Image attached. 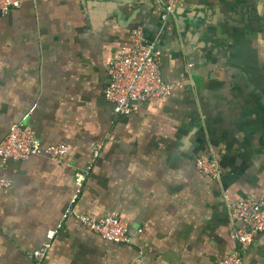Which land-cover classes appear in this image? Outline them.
Segmentation results:
<instances>
[{
  "label": "crops",
  "instance_id": "crops-1",
  "mask_svg": "<svg viewBox=\"0 0 264 264\" xmlns=\"http://www.w3.org/2000/svg\"><path fill=\"white\" fill-rule=\"evenodd\" d=\"M165 1L35 0L0 15V142L22 124L69 151L60 166L0 161V264H35L48 231L40 264H223L234 250L232 205L264 197V0H183L162 24ZM137 28L173 88L116 115L107 63ZM196 159H216L222 179L201 176ZM75 214L118 215L129 243ZM243 257L264 264V232Z\"/></svg>",
  "mask_w": 264,
  "mask_h": 264
},
{
  "label": "built area",
  "instance_id": "built-area-1",
  "mask_svg": "<svg viewBox=\"0 0 264 264\" xmlns=\"http://www.w3.org/2000/svg\"><path fill=\"white\" fill-rule=\"evenodd\" d=\"M35 0H0V15H8L20 9L26 2ZM183 0H166L160 16L165 24L175 15ZM162 52L156 44L146 43L142 29L132 33V47L117 52L107 63V84L104 97L112 106L116 115H129L137 112L142 106L152 103H164L170 96L173 84L167 82L161 73ZM100 147L92 153L93 160L99 156ZM69 151L63 144L43 147L35 132L28 126L13 125L7 137L0 142V161L3 163L26 162L32 158L44 157L55 165H64L68 160ZM197 172L206 178L220 181L223 177L221 164L216 159H196ZM91 169L86 165L82 173H76L74 182L78 190L76 199L85 177ZM3 184V183H2ZM5 186H9L4 183ZM231 211L242 222L243 226L234 229L231 240L234 250L226 256L223 264H245L243 252L264 232V197L248 198L232 205ZM81 227L97 234L101 239L112 244H128L129 226L116 214L93 218L86 214H75ZM55 231H48L47 241L33 250L31 257L35 264H40L47 256L50 241Z\"/></svg>",
  "mask_w": 264,
  "mask_h": 264
}]
</instances>
